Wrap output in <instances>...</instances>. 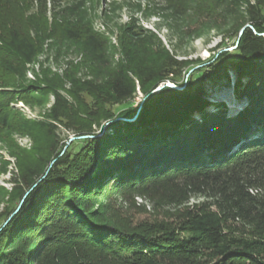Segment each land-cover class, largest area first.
<instances>
[{"label": "trees", "instance_id": "16d2710c", "mask_svg": "<svg viewBox=\"0 0 264 264\" xmlns=\"http://www.w3.org/2000/svg\"><path fill=\"white\" fill-rule=\"evenodd\" d=\"M35 1L55 8L65 0ZM201 2V16L248 18L257 32L243 33L237 61L228 54L193 79L224 75L230 81L233 66L238 95L249 103L229 118L227 103L208 102L200 80L180 90L165 87L147 98L135 119L129 120L136 108L126 106L125 119L101 135L74 140L12 215L59 156L58 124L90 133L113 115L110 104L133 96L136 80L147 91L184 67L141 26H126L117 59L107 58V42L92 28L67 27V38L80 41L99 64L89 78L67 71L72 100L51 86L55 103L39 123L44 136L21 166L10 218L0 229V264H264V0ZM182 4L172 0L171 7ZM33 87V96L42 93L40 84ZM113 197L142 198L163 215L127 219L108 202ZM195 197L202 200L191 203Z\"/></svg>", "mask_w": 264, "mask_h": 264}, {"label": "rangeland", "instance_id": "374dc122", "mask_svg": "<svg viewBox=\"0 0 264 264\" xmlns=\"http://www.w3.org/2000/svg\"><path fill=\"white\" fill-rule=\"evenodd\" d=\"M183 1L185 5L175 10L171 7L172 0H65L55 8L51 2L46 8L38 6L35 0H0V229L10 218L8 206L15 192L16 179L20 178L21 166L44 136L39 123L49 119L47 113L55 103L51 86L72 100L68 93L67 71L89 78L92 68L99 64L80 41L67 38V27L92 28L107 42L105 55L111 59L119 57L114 53L128 24L153 31L164 46L181 58H198L206 61V65H216L228 54L233 62L239 59L236 46H232L234 35L224 41L229 46L219 48L218 45L222 31L233 25L236 16L213 20L198 13L199 5L203 6L202 0ZM37 30L41 31L39 36L35 35ZM223 50L228 52L219 55ZM208 68L209 65L202 70ZM228 75L230 81L224 75L201 79L196 75L192 82H202L208 102L225 101L226 116L231 118L249 102L248 97L238 95L237 69L228 67ZM38 84L43 87L42 93L33 96L36 88L33 86ZM142 96L139 92L130 104L139 106ZM130 104L116 106L117 114ZM210 108L214 110L215 107ZM58 133L60 154L56 160L65 158V152L71 151L76 144L71 145L74 141L71 138L75 136L72 131L60 124ZM201 200L195 197L191 203ZM108 202L116 206L123 217L135 221L153 220L163 215V210L153 211L151 203L139 197L130 203L118 197Z\"/></svg>", "mask_w": 264, "mask_h": 264}, {"label": "water", "instance_id": "95a60500", "mask_svg": "<svg viewBox=\"0 0 264 264\" xmlns=\"http://www.w3.org/2000/svg\"><path fill=\"white\" fill-rule=\"evenodd\" d=\"M264 26V24H263ZM247 29H251L253 32H257L255 25L253 24V22L251 20H248L244 18H239V20L237 22H235L234 25H232L231 27L225 29L224 31H222L223 33H221L222 36V40L218 43L219 48L220 47H227L229 46L228 43L224 42L226 39H228L229 37H231L232 35L235 36V40L232 43V46H236L235 49H238L240 46V38L243 35V33L247 30ZM264 34V33H262ZM166 49L171 53V55L179 62H183L184 67L181 71L180 74H178V76L172 75L170 74L169 76H167L166 78H162L160 80H158L156 83H154L151 88L147 91L142 90L141 84L139 83L138 80H136V89L135 92L133 94L132 97H130L127 101H125V99L121 102H116L113 104L109 105V108L113 111V115L112 116H108L107 118L102 119L98 124H94L93 125V129L92 132L90 133H85V134H81V135H77L75 133H73L75 136L72 137L71 139L76 140V139H91L94 138L96 136L101 135L103 132H105L106 128L114 121L119 120V119H125L123 117L120 116V113L117 114L118 112H116V106H120V105H125V104H130L132 102L135 101L138 93L140 92L143 96V100L141 101V103L139 104V106H132V104H130L129 106H132L134 108H136L135 113L133 115L132 118H130L129 120H133L135 119L139 112L140 109L143 107L145 101L147 100V98L153 94L156 93L158 91H160L161 89L165 88V87H169V88H173V89H183L186 87V85L193 80L194 74L200 70L203 69L204 67H206L207 65L211 66L212 64H207L206 65V61H202L198 58H181L179 57L177 54L173 53V51H170L169 48H167V46H165ZM228 51H221L219 53L220 54H225ZM217 59V58H216ZM203 64V66H202ZM125 109L122 108L121 112ZM56 161V158L50 162V164L47 166L46 170L43 172V174H41L38 178H37V182H35V184L31 187V189H28L27 192H25L24 196L17 202L16 208L14 209L12 215L17 211V209L22 205V203L24 202V199L26 198V196L28 195L29 191L34 189L37 184L39 183V181L48 173V171L51 169L52 164ZM9 221V220H8Z\"/></svg>", "mask_w": 264, "mask_h": 264}]
</instances>
